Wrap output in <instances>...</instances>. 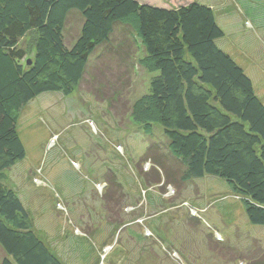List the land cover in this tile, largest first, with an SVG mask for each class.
<instances>
[{
	"label": "rangeland",
	"instance_id": "rangeland-1",
	"mask_svg": "<svg viewBox=\"0 0 264 264\" xmlns=\"http://www.w3.org/2000/svg\"><path fill=\"white\" fill-rule=\"evenodd\" d=\"M154 1L167 8L191 4ZM194 2L212 9L223 32L217 47L243 69L264 105V0ZM81 24L78 14L67 17V48ZM128 33L120 25L96 48L73 93L45 92L23 107L16 129L25 158L4 171L3 182L29 211L37 235L62 259L65 252L64 264L264 261V226L248 221L224 180L206 175L179 184L167 140L142 113L157 72L140 45L125 54ZM145 126L151 133L142 131ZM148 147L168 163L166 170L144 156ZM149 169L164 178L169 172L175 182L150 188L140 172ZM127 206L143 211L131 215Z\"/></svg>",
	"mask_w": 264,
	"mask_h": 264
},
{
	"label": "trees",
	"instance_id": "trees-1",
	"mask_svg": "<svg viewBox=\"0 0 264 264\" xmlns=\"http://www.w3.org/2000/svg\"><path fill=\"white\" fill-rule=\"evenodd\" d=\"M74 13L82 24L67 48L65 25ZM120 25L132 32L122 40L125 54L140 45L157 72L149 82L148 110L142 113L167 140L179 184L206 175L220 178L240 199L248 221L264 226V105L243 69L217 47L223 32L210 7L0 0V264H64L35 232L29 211L3 182L4 171L25 158L16 129L23 107L45 92L73 93L96 48L108 44ZM25 39L28 46L23 47ZM148 127L142 129L145 134L151 133ZM146 151L145 157L159 163L153 164L156 170H166L163 158L155 157L151 147ZM140 172L150 188L175 182L169 172L167 178L159 171ZM128 207L131 215L143 211Z\"/></svg>",
	"mask_w": 264,
	"mask_h": 264
},
{
	"label": "crops",
	"instance_id": "crops-1",
	"mask_svg": "<svg viewBox=\"0 0 264 264\" xmlns=\"http://www.w3.org/2000/svg\"><path fill=\"white\" fill-rule=\"evenodd\" d=\"M137 1V0H136ZM195 0H190L189 1V3H193ZM137 2H139V1H137ZM143 3H145V4H147V5H150V6H154V7H159V8H165V9H172V8H174V7H165L164 5H159V4H157L155 1L153 2V0H148V1H143ZM157 4V5H156ZM178 8V7H177ZM43 241H44V239H42ZM62 252V254L64 255V258L63 259H65V252L64 251H61ZM58 257L64 262V260L62 259V256H61V254H58Z\"/></svg>",
	"mask_w": 264,
	"mask_h": 264
},
{
	"label": "water",
	"instance_id": "water-1",
	"mask_svg": "<svg viewBox=\"0 0 264 264\" xmlns=\"http://www.w3.org/2000/svg\"><path fill=\"white\" fill-rule=\"evenodd\" d=\"M31 64V61L30 60H27V65H30Z\"/></svg>",
	"mask_w": 264,
	"mask_h": 264
}]
</instances>
